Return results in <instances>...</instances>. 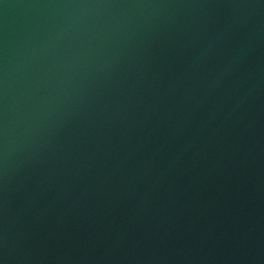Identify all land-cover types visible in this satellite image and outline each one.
<instances>
[{"label":"clouds","instance_id":"obj_1","mask_svg":"<svg viewBox=\"0 0 264 264\" xmlns=\"http://www.w3.org/2000/svg\"><path fill=\"white\" fill-rule=\"evenodd\" d=\"M0 264H264V0H0Z\"/></svg>","mask_w":264,"mask_h":264}]
</instances>
